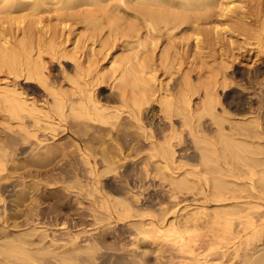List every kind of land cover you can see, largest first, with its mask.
<instances>
[{"label":"bare ground","instance_id":"obj_1","mask_svg":"<svg viewBox=\"0 0 264 264\" xmlns=\"http://www.w3.org/2000/svg\"><path fill=\"white\" fill-rule=\"evenodd\" d=\"M212 7L222 24H237L233 0H0V121L8 125L0 131V264H150L153 243L157 264H222L224 255L215 263L197 246L209 231L221 239L227 226L233 242L242 226L253 227L248 251L258 250L264 220L248 214L239 233L232 220L264 203V93L255 86L264 48L208 76L200 60L192 80L195 67L183 68L180 48L194 36L202 53ZM48 12L58 28L80 26L76 54L61 41L52 46L60 30L43 25ZM38 32H49L59 62L72 55L73 68L43 56ZM21 76L34 81L23 82L26 93ZM129 170L169 184L174 202L156 208L126 184L108 187ZM187 195L195 206L169 222ZM74 216L92 218V229L83 222L70 231ZM240 253L231 256L238 264H264Z\"/></svg>","mask_w":264,"mask_h":264},{"label":"rangeland","instance_id":"obj_2","mask_svg":"<svg viewBox=\"0 0 264 264\" xmlns=\"http://www.w3.org/2000/svg\"><path fill=\"white\" fill-rule=\"evenodd\" d=\"M233 5H234V8H232V11L230 10L231 13L230 12H228V13H229V15H232L233 13L239 12L238 15H237L239 18H238L237 24H231L230 23L227 26H225L224 24L221 23V20L223 18L220 16V12H219L220 10L217 7H214V8L212 7L213 9L210 8L209 12H211L210 14H212V15H210V14L208 15L209 16L207 18L208 20L206 19L207 22L205 21L206 23L203 24L204 32L200 36V38H202V40L204 39L202 53H199V51L196 50L194 45H193L192 41H193L194 36H192V38L190 40V45L185 46L183 49L179 47V45L181 43L180 37L177 36L175 38V42H176V44L178 46V49L180 48V52H181L179 58L182 60V62H184L183 68H185V70H186V69H188L190 67H191V69H193V67H195L194 71H196V72H194L192 74V76H193L192 80H196L197 81V78H196V76H194V74L196 75L197 70L199 71V68H200L199 66H201L202 62H203V64H202L203 66H201V67H203V69L205 70V72H206V74L208 76L209 72H211L212 70L213 71H217V70L223 68L222 67L223 64H224L223 61L236 59L237 61H241L243 63V65H244L247 62V60L252 59L256 53H259V52L263 51V48H264V0H233ZM54 15H55V13H53V12H48V13H44L43 15H41L42 20H43V25L48 23L49 28H51L52 30L58 28V26L56 25L57 22H55V20H53ZM26 22H27V20H26ZM73 24L74 23H72L71 27H70V24L68 25V27L71 28L70 30H68V27H67V29L65 28L63 30L61 28V26H59V28H61V29L58 28V30H60L59 31L60 36L56 40H51L52 43L49 41V39H51V37L49 35V32H48L47 36L44 35L43 33H39L38 32L39 39L42 41L41 49H42V51H44V55L43 54L42 55L45 58H51L52 57L53 59L52 58L51 59L53 60V62L57 63L56 64V69H57V65H60V67H62V69H64L65 72H68V70H69V67H67V63L70 64L72 66V68L75 65L74 60L71 59V58H73L72 55L69 53L71 55V56L69 55L70 57H64V58L61 57L62 59L60 58L61 60L59 62L58 59H55L52 56L51 52L53 50L51 48H52V46L55 47L57 45L56 43L59 44L60 41H61V44L64 43V45H63V47L61 49H63L65 47L64 51H65V49H67V50H69V51L66 50L67 52H70V50H71V51H75L74 54H76V49H73V47H76L75 46L76 45V35H78L80 33L79 32L80 31V29H79L80 26L77 25V27H76V22H75L74 25ZM12 27H17V26H15L14 22L12 24ZM62 27H64V26H62ZM54 31L55 30H53V32ZM83 40H84V38L81 39V43H83ZM47 41H49L48 42L49 46L46 43ZM53 41L55 42L54 44H53ZM50 43L52 44V46H50L51 45ZM117 43H119V42H117ZM59 46H60V44L58 45V49L60 48ZM49 47H51V48H49ZM45 48H47V50ZM55 48H57V46ZM98 49H99V46L96 47L97 51H98ZM158 50L159 49H157L156 52ZM46 52H49V53H46ZM74 56H76V55H74ZM99 58H101V56H99ZM200 60L201 61L204 60V61H202L200 63ZM105 62H107V60ZM197 67H198V69H197ZM52 69L55 70V67L52 68ZM17 79L19 80V84H20L19 86L21 87V91L25 92V93L27 92V86L23 82H25V81L34 82L32 80H25V78L23 76L18 77ZM236 80H238L240 82L241 80H244V78L236 76L234 81L236 82ZM67 82H68L67 79L63 80L62 81L63 86H66L65 84ZM255 86H256V91H257L258 94H261V93L263 94L264 93V74H262L261 76H259L256 79ZM248 96L251 98V100L255 104H257L258 98L256 97L257 95H255V93L250 92V93H248ZM7 127H8V125L5 122H3V121L1 122L0 121V131L3 130V128L6 129ZM206 128L209 129L210 127L206 124ZM13 129L16 131V127L13 128ZM0 134H2V133L0 132ZM166 185L168 186L169 184H166ZM168 187H170V186H168ZM185 198H186V200L184 201L185 204L181 203L179 205L178 214L168 218L169 222L171 220L176 219L177 216L180 214V212L186 211L188 209V207L192 208L193 206H195L193 204V202L191 201L193 199L192 196L187 195V196H185ZM8 200H10V197H8ZM187 200H188V202H187ZM259 201L260 200H256L255 201V205L251 208L253 210V212H255V213H253L252 210L250 211L247 208L249 210L248 213L246 211V214H241L242 217H240V218L239 217H235L232 220V223H233V225H232L233 228L232 229L235 230V232H238V233H239V231L242 232L244 227L242 226V228L240 229V227H241L240 222L241 221H245L247 216H248V214H253L254 215L255 220L258 221V222L256 221L257 224H260L259 222H261V220L262 221L264 220V219H262L264 217V203L261 202V201L259 202ZM170 202H174V201H170ZM170 204L172 205L174 203H170ZM257 205H259L260 208ZM186 207H187V209H186ZM182 209H184V210H182ZM244 210H245V208H243V212L242 213H245ZM225 221L226 220H224V222H223L224 223L223 226L226 227L227 224H226ZM113 224L116 225L117 223L115 222ZM118 226L120 227V224L116 225V229H117ZM244 226H247V223ZM227 228H228V226H227ZM227 228L226 229L223 228L224 229L223 233L222 232L218 233L219 235H221L223 237V238L220 237L222 240L219 239V237L216 238V240H214V238L210 237L213 233H214L213 235L216 234L215 230L214 231H209V234L207 233L208 234L206 236V237H208L207 239L201 238V241L198 243V246H197V247H199V246L202 247L200 249V251L202 250L201 253L210 254L209 259L211 261L213 260V262H215V263H217L218 261H221L222 255H224L225 259H226V256H227V258L231 259V261H229V262H226V260L224 259L222 264L223 263L224 264H227V263L231 264V262H233L232 264H234L235 262H236L235 264H238L239 263L238 262L239 259L237 258V260H236L235 257H231V256H233V255L235 256V253L236 254L240 253L241 250L243 252L242 254L240 253L241 256L247 255L246 253L254 254L255 255L253 257L254 259H257L259 256L260 257L264 256V255H262V254H264V247L263 248L261 247V246L264 245V231L260 232V234L262 236L260 235L258 237L260 240H262V242L259 240L262 245L258 242V239H257L256 242H258L257 243V246H258L257 249L258 250L250 252V251H248V249L251 246L249 245L248 242H249V239H250V234L253 231V227L250 226L251 229H249V227H248L249 230L246 229V231L244 230L245 232L243 231L242 233L240 232L239 234L236 233L238 235L237 236L235 235L236 236V238H235L236 241H234V242H233L234 239L231 238V235H230L231 232L229 230L227 231ZM236 228H238L240 230L238 231V229H237V231H236ZM89 230H91V229H89ZM217 235L214 236V237H217ZM223 235L225 236V239L227 237H229L231 240H229V238H227L228 239V241L226 240L228 242L227 243L225 240H223L224 239ZM226 235H228V236L226 237ZM239 235H240V237H239ZM247 236H249V238ZM84 238H82L80 240L82 242L81 244L85 243V242H83V241H85ZM211 239H213V241H211ZM202 241H203V243H202ZM242 242H243V244H240ZM250 242H251V240H250ZM200 243H202L203 246ZM212 243H214L216 245V246L214 245L215 246L214 248H210V247L206 246L207 244H212ZM221 243H222V245H220V247L222 248V250H221L220 247H219V249H216V247L218 248L217 244H221ZM155 244H157V245H155ZM158 244H160V243H153L152 244L153 246L148 244L149 247H151L150 248L151 253H149L146 256V258L148 259V262L150 264H157L158 263V262H156L157 259L155 258L156 255H158V254L157 253L154 254V252H157V248L160 247V245L158 246ZM236 245H238V247L240 245V247H239L240 249L238 247H237L238 248L237 249ZM234 246H235V248H234ZM203 248H205V249H203ZM233 249L236 252L233 251ZM231 250L233 251V255H232V252H228V251H231ZM152 251H154V252H152ZM208 251H210V253ZM139 252H140V254H143L142 251H139ZM219 252L222 253V254H219ZM230 253H231V255H230ZM257 253L260 254V255H257ZM152 254H154V255H152ZM153 256H155V257H153ZM167 256H168V258H166ZM217 256H219L220 258L217 257ZM169 258H172V255H169V253H167L165 255V260H167ZM175 260H176V263H177L178 260H179V257L178 258H174V261ZM248 264H252V262H249ZM260 264H262V263H260Z\"/></svg>","mask_w":264,"mask_h":264},{"label":"flooded vegetation","instance_id":"obj_3","mask_svg":"<svg viewBox=\"0 0 264 264\" xmlns=\"http://www.w3.org/2000/svg\"><path fill=\"white\" fill-rule=\"evenodd\" d=\"M130 171V172H129ZM129 171H126V172H124L123 173V177H121V178H119V179H117V178H114V177H111L110 179H109V181L106 183L107 185H108V187L112 190V189H114V187H116L117 185H125L126 184V186H128V187H130V188H132V189H134V191L137 193H142V194H140V195H143V196H141L142 197V202L144 203V204H148V205H154V206H156V208H158L159 206H161V204L163 205L164 203H168V202H170L171 201V199H170V197H169V187L165 184H160L161 182L160 181H155L152 177H153V175H152V179L151 178H148V179H146V176H144V173L143 174H141V173H139L140 171H137L136 170V172H134L133 170H129ZM138 175V176H137ZM139 175H141V176H139ZM143 176V177H142ZM138 177H140L139 179H138ZM145 177V180H146V182H144V178ZM143 179V180H142ZM119 180V181H118ZM127 182H126V181ZM154 180V181H153ZM121 181V182H120ZM123 181H125L124 183H123ZM155 182V183H154ZM160 182V183H159ZM121 183V184H120ZM128 184V185H127ZM160 184V185H159ZM152 185V186H151ZM162 185V186H161ZM134 186V187H133ZM154 186V187H153ZM142 188V189H141ZM137 193V194H138ZM144 200V201H143ZM167 200V201H166ZM146 202V203H145ZM74 217H75V219H74ZM74 217H72L70 220H69V222L67 223V226L69 227V230L70 231H77V230H80L82 227H81V225H82V223L84 222H81L80 221V219H78V217L76 218V216H74ZM63 222L64 221H62V223H61V221H60V223H59V226L58 227H54V228H57V229H59V228H62L63 227ZM80 223H81V225H80ZM85 224L84 225H86V228L85 229H87V230H89V229H92V227H93V224L92 223H94V221L92 220V218H88V220H86L85 222H84ZM123 226L124 225H122V224H120V227L118 228L117 227V230H119L120 231V233H122L121 232V229H123ZM128 228V225H126L125 226V228ZM126 228V229H127ZM128 230V229H127ZM125 231L126 232V234L129 232V231ZM124 232V233H125ZM130 233L132 234V233H134V230H131L130 231Z\"/></svg>","mask_w":264,"mask_h":264}]
</instances>
